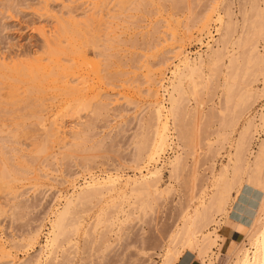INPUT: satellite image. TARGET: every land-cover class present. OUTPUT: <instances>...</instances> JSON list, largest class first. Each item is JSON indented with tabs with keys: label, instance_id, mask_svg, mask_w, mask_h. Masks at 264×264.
Here are the masks:
<instances>
[{
	"label": "rangeland",
	"instance_id": "1",
	"mask_svg": "<svg viewBox=\"0 0 264 264\" xmlns=\"http://www.w3.org/2000/svg\"><path fill=\"white\" fill-rule=\"evenodd\" d=\"M227 1L0 0V264H163L176 230L193 214L202 194L212 191V179L232 156L244 124L255 118L257 129L247 152V158L254 160L264 140L260 119L264 63L255 65L257 69L251 63L250 70L240 61L239 94L257 91L251 109L245 108V96L240 95L231 107L233 112L224 116L220 111L227 56L242 50L234 46L242 35L241 12L247 11L250 23L264 24V0L256 5L254 0H230L237 29L225 49L223 70L204 68L193 90L190 81L183 82V112H178L181 117L177 114L181 127L174 128L170 120L174 144L157 163L144 164L141 170L135 164L139 143L144 137L152 139L151 106L156 100L164 102L169 116L168 92L175 81V67L184 55L190 60L201 54L206 58L208 45L220 38L221 20L225 19L222 7ZM208 7L212 11L207 29L188 32L187 22ZM254 45L263 56L264 36H258ZM30 72L36 75L34 82L28 77ZM247 81L253 85H243ZM231 113L240 114V119ZM182 128L185 135L192 132L186 140L191 139L190 150L177 139L176 131ZM175 155H182L184 162L172 178ZM158 167L163 174L156 186L159 194L155 189L142 196L132 192L129 182ZM109 174L121 179L118 191L94 200L77 197L85 182L92 177L102 181ZM263 194L257 190L254 195L259 200ZM70 200L74 204L64 223L67 231L51 250L46 245L52 223ZM241 200L251 204L249 196L240 195L238 204ZM217 219L220 223L213 226L221 238L207 258L202 259L196 250H184L174 264L189 256V264L235 262L233 249L249 244L247 234H237L226 216ZM71 220L80 223L79 229L83 224L82 228L70 229Z\"/></svg>",
	"mask_w": 264,
	"mask_h": 264
},
{
	"label": "bare ground",
	"instance_id": "2",
	"mask_svg": "<svg viewBox=\"0 0 264 264\" xmlns=\"http://www.w3.org/2000/svg\"><path fill=\"white\" fill-rule=\"evenodd\" d=\"M254 1H255V5H256V3L259 2V0H254ZM177 5H178V3H177ZM232 5H233V2L228 0L224 4V7H222L223 8L222 11L224 13L225 19L221 20L222 25H221V29H220L221 32L219 33L220 38L214 40V45L213 44L208 45L209 51L206 54V58L201 56L202 55L201 54L197 59L190 60L187 55H184L183 58H181L179 61L180 64L175 67V71L173 72V74L175 76V81L171 82V86H170L172 91L168 92L169 90H167L168 96H170L169 102H171L170 103L171 108H169V116H168V114L166 115L167 112H166V107L164 105V102L156 100L155 103L151 106V107H154L153 108L154 109V111H153L154 112V118L153 119L155 121V123H153V130L150 128L152 130L151 131L152 133H150L152 136V139L150 137L149 138L144 137V139H142V141L139 143L138 152H137L136 161H135L137 169H140L141 166L144 164H148V166H149V164L157 163L158 160L161 158V156L165 153L166 149L174 144L173 140L170 139V130H171L170 128H172L170 125V120L172 119V122H173L172 125L174 126V128L175 127L176 128L181 127V125H180L181 121H179V125H178V120H180L178 118V115L180 114L179 117H181L182 114L178 113V112H183V110H182L183 109L182 108L183 107V101H184L183 99L185 97L184 96L185 95V88L183 87L184 86L183 82L185 80H187V82L190 81V84L192 85L191 89L193 90V88H195L197 86V83H195V79L202 77L204 70H205L204 68L207 67L208 71H210V72H214V71L220 70V69L223 70L221 63H222V61L224 62V60L226 59L225 58V56H226L225 49L228 48L227 46L230 45V42H233L234 34L236 33V29H237V27H236L237 22L234 21V17H233L234 12L232 9ZM210 7H212V6H210ZM210 7H208V8H210ZM252 7H253V4H252ZM257 7H258V5H257ZM208 8H206L207 12H205V10H206L205 9L202 13H200V14L198 13V15L195 13L196 16L193 14L195 17H193L192 20H189L185 26V28L188 32H190L192 29L194 30L197 28L198 29L202 28L201 29L202 31L203 30L205 31V29H207V27L209 26V22L211 20L210 12L212 11L211 8L209 10H208ZM240 11H241V9H240ZM241 13L243 14V21H242L243 26H242V33H241L242 35H240L239 38L234 42V44H235L234 46H236L237 49L239 48V50L240 49H242V50H240L241 51L240 53H238L239 52V50H238V52H237L238 54H231L230 55L228 53L229 55L227 56L229 63H228V65H226L224 67L225 71L223 72L225 74V76H224L225 77V83L223 85L224 102H222L223 106H222L221 111H220L222 115L226 112H230V111L233 112L232 109L234 108L235 99L237 97H239L240 95H242V94H239L240 89H241L239 87V85H240L239 84V77H240L239 74L240 73H238V71L241 70V69H239L241 67L240 61L244 60V62L248 64V68H250L249 65H251V63H253L254 66H252V67H255L256 69H257V66H260V64L264 63V55L260 56L258 54V50H257L256 46L254 45V41L256 40V38L258 36H260V37L262 35L264 36V24L261 23L262 21L259 23V25H257V22H255V21L250 23L249 22L250 18L248 19L247 11L244 10ZM260 17H261V15H260ZM260 20H262V19H260ZM187 31H185V32H187ZM59 52H61V51H59ZM59 55H61V54L59 53ZM223 58H225V59H223ZM47 61H49V60H47ZM255 65H257V66H255ZM223 66H224V64H223ZM50 68H52V67H50ZM251 68H250V70H251ZM31 70H33V69H31ZM54 70H55V68H54ZM222 70H220V71H222ZM258 70H259V67H258ZM258 70H255V71L258 72ZM260 71H261L260 73L262 74L261 69H260ZM38 73L40 75V72H38ZM254 75H256V73ZM254 75H252V76H254ZM28 77L31 78L32 82H34L37 79V78H35L36 75L34 72H30L28 74ZM45 77H47V76H45ZM250 79H251V76H250ZM75 80H77V79H75ZM80 80H78V82H81ZM251 81H253V80H251ZM69 82H70V80H69ZM247 83H248V81H247ZM247 83L245 82V84H243V83L242 84L247 86V87H251V85H253L252 84L253 82L251 83V85H250V83H248L250 86ZM247 87L245 89H247ZM236 88L239 89V91H237ZM65 92H66V90H65ZM236 93H238L239 95H237ZM256 95H257V91H254L253 89H248L245 91L244 95H242V98H243V96H245L244 97L245 101L243 102L245 108L246 107L249 108L251 106L249 104H250V102H252V100L254 102ZM67 96L69 97V95H67ZM239 99H241V98H239ZM236 105H237V103L235 104V106ZM231 107H232V109H231ZM251 107H250V109H251ZM248 108H246V109H248ZM179 109H180V111H178ZM244 109L242 108V111ZM244 111H243V113H245ZM231 114L233 115L234 113H231ZM237 114L235 113V115H233V116H236L235 119L238 120L240 114H238V115ZM224 116H225V114H224ZM221 118H224V117L221 116ZM235 119H233V121ZM260 119L262 122H264V111L261 113ZM222 121L226 122V118H225V120H222ZM255 128H256L255 118L254 119H248L246 121V123L244 124L242 130L239 133V137H238V140L236 142L232 156L229 158L227 164L223 165L222 168L219 170V173H218V175H216L217 177L215 178V180L212 179L214 181V183L212 184V187H213V189H211L212 191L210 193H206V191L203 193V190H202V192H200L201 194L202 193L203 194L200 197V202H199L198 206L195 208L193 214H190V215L188 214L186 216V218H184L185 220H183L184 223H183L182 227L179 230H176L177 232H175V234L173 235L171 243L174 245L171 248H169V250H167L165 259L163 260L164 261L163 264H174L178 259H180L181 256H183L182 253L184 250H189L190 252L192 251L193 253L195 252L194 250H196L198 252V255L200 257H202V259L207 258L209 252L216 246L219 239L221 238V236L217 234V231H215L217 226L215 227V225L213 226V224L220 223L221 219L218 220L217 217L222 216V215L226 216V222L228 224L235 226L237 234H241L242 236L245 237L243 232H246V234H247L246 239L249 242L248 245L243 244L242 246H239L240 249H235V248L233 249V253H235V256H234L235 262L233 264H264V194L262 195L261 199H259V200L254 195L257 190H262V192L264 193V177H262V175L264 174V140L260 144L258 151H257V154L254 156V160H250L249 158H247V152H249V147H248L249 142H251V139H253V137L251 138V136L253 135V131L257 129V128L255 129ZM178 130L179 129H177V131L175 130L178 133L177 139H180L179 141H181V143H183V144L187 143L188 144V145L186 144L187 148H188V146H191L190 145L191 139H189V142H187L186 140H188L187 137L191 138L190 133H192V132H190V131H192V130L189 131L190 133H187L188 135H185L186 132H185V130H183V128L180 131H178ZM45 132H47V131H45ZM58 132H60V131H58ZM67 132H68V130H67ZM45 134H47V133H45ZM229 134H231V133H229ZM64 136H65V134H64ZM171 140H172V142H170ZM179 141H178V143H180ZM65 142L66 141L64 140V144H65ZM66 143H68V142H66ZM45 144H47V143H45ZM48 145H50V144H48ZM48 145H47V147H48ZM176 145H177V148L178 147L181 148L180 145H178V144H176ZM186 146L184 145V147L183 146L182 147L185 148ZM189 148H191V147H189ZM43 151H44V149H43ZM185 152H183V153H185ZM39 153H40V151H39ZM44 155H45V153H44ZM51 155H52V153H51ZM84 161H87V160L84 159ZM182 161H183L182 155L181 156L175 155L174 160L171 161L172 170L170 171V173H171L170 176H172L175 172H178V168L181 166ZM178 165H179V167H178ZM180 169H181V167H180ZM161 171H162L161 168L159 169V167H158L157 169H153L152 171L148 170V174L145 176L143 175L139 179H136V178H135V180L133 179L131 182H129L130 183L129 185H132V189H131L132 192L142 196V195H149L150 190L155 189V193L157 194L158 192L156 190V186L159 182H161L160 180H161L162 175H163L161 173ZM193 174H194V171H193ZM245 175L247 176L246 180L244 179ZM5 176L6 175H3L4 178H5ZM16 177H18V175ZM4 178H1V180ZM172 178H173V176H172ZM127 180H129V179H127ZM120 181H121V179L117 175L115 176L113 174L107 175L102 181H100L97 178L92 177V179L90 181L85 182V186L83 188H81V192L79 193V195L77 197L78 198L86 197L85 200H89V198H91V199H93V198L96 199L97 197L101 198L103 195L105 196L106 193L108 194V193H112L113 191H118V189H119L118 184L120 183ZM7 185H9V184H7ZM204 188H209V187H204ZM240 195L249 196L250 201H251V204H249L250 208H252V210L256 209L255 213L253 211H250L252 214L249 215L250 219L248 220V222H245V221L234 222V218L240 217V215H239L240 212L238 213V211H239L238 210L239 209L238 197ZM87 197H89V198H87ZM73 198H71V199L73 200ZM197 199H195V200H197ZM72 200L68 201L67 205L64 207V210L59 212V214H57V216L55 215L56 219L52 223V232H51V236H50L51 239L48 242L49 244L46 245V246H51V250L55 246H57V244L60 242L59 241L60 236L63 235V232L66 230V226L64 225V223L67 221V219H69L67 216H69L71 206H72V204H74L73 203L74 200L73 201ZM82 202H83V199H82ZM79 203H81V202H79ZM142 205H144V204H142ZM72 208H73V206H72ZM230 209H231V212H229ZM76 213H77V211H76ZM120 214H121V211H120ZM72 215H74V214L72 213ZM128 217H129V215H128ZM71 218H72V216H71ZM76 219H77V217H76ZM76 219L75 220L73 219V220L77 221ZM107 221L109 222V220H107ZM95 222H96V220H95ZM71 223L72 224H70V229H74V230L79 229L80 223L73 224L74 223L73 221ZM82 225H81V228H82ZM210 226H212V228L213 227L214 228L209 229ZM68 227H69V225H68ZM88 230H92V229H88ZM91 233H92V231H91ZM89 236H90V233H89ZM171 243H170V245H171ZM61 244H62V242H61ZM178 245L180 246V248L178 247ZM74 247H75V245H74ZM109 250H110V248H109ZM51 253H52V251H51ZM37 256H39V255H37ZM199 256H198V258H200ZM191 258H192L191 256L185 257L180 264H189L191 261L190 260ZM210 259H213V258H210ZM67 262H68V260H67ZM63 263H65V262H63ZM203 263L205 264V260L203 261ZM35 264H39V263L36 262Z\"/></svg>",
	"mask_w": 264,
	"mask_h": 264
},
{
	"label": "crops",
	"instance_id": "3",
	"mask_svg": "<svg viewBox=\"0 0 264 264\" xmlns=\"http://www.w3.org/2000/svg\"><path fill=\"white\" fill-rule=\"evenodd\" d=\"M249 205L247 204L246 205V202H244V201H242L241 200V204H239V211H238V213H239V215H240V217L239 218H234V222H240V221H245V222H248V220L250 219V217H249V215L250 214H252L250 211L252 210V208L250 209L249 207H248ZM249 209H248V208ZM243 213V214H242ZM245 213V214H244ZM242 217V218H241ZM241 219V220H240ZM236 220V221H235ZM247 224V223H246ZM229 227H232V226H230L229 225ZM225 239H228L229 238V234L227 233L225 236Z\"/></svg>",
	"mask_w": 264,
	"mask_h": 264
}]
</instances>
